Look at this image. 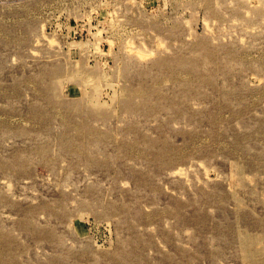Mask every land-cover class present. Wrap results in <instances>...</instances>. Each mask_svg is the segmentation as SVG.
Segmentation results:
<instances>
[{
	"label": "rangeland",
	"instance_id": "1",
	"mask_svg": "<svg viewBox=\"0 0 264 264\" xmlns=\"http://www.w3.org/2000/svg\"><path fill=\"white\" fill-rule=\"evenodd\" d=\"M0 264H264V0H0Z\"/></svg>",
	"mask_w": 264,
	"mask_h": 264
},
{
	"label": "bare ground",
	"instance_id": "2",
	"mask_svg": "<svg viewBox=\"0 0 264 264\" xmlns=\"http://www.w3.org/2000/svg\"><path fill=\"white\" fill-rule=\"evenodd\" d=\"M207 53V52H206ZM183 62L181 63V65H180V70H181V72H186V73H191V74H193V75H196V76H198V74L196 73V71L195 70H193L192 69V67H191V65H189L185 60H182ZM178 62H181V58L180 59H178ZM157 65H159V62L157 63ZM66 67V66H65ZM70 75V77L71 78H74V79H82V74L83 73H78L77 71H72V72H67L66 73V75ZM57 75H60V73L59 74H56V73H54V74H50L49 76L52 78L51 80H50V82L49 83H47V86L48 87H46V92L48 91V93L49 94H54L53 92H55V90H52V88H55V85H54V78H55V76H57ZM62 76H64L63 74H62ZM59 77V76H58ZM147 91L146 89H145V87L144 86H142V87H138V88H129V87H126V89H125V91H124V97H126L127 99L128 98H133L135 95H137L138 93H140L141 91ZM146 105H147V103H146ZM73 107H76V105L75 106H72V108ZM93 109H97V107H93ZM77 113L78 112H81V108H78L77 107ZM86 117V116H85ZM74 127H76V129L77 130H79V132L81 133V134H84L83 132H85V134H89V135H91V132H88L86 129H85V126L84 125H79V124H74ZM61 141H66V142H68L69 143V141H70V139H64L63 140V138H61Z\"/></svg>",
	"mask_w": 264,
	"mask_h": 264
}]
</instances>
